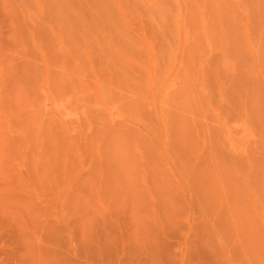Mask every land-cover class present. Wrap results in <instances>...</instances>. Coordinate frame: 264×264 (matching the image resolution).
I'll return each instance as SVG.
<instances>
[{
    "label": "rangeland",
    "instance_id": "374dc122",
    "mask_svg": "<svg viewBox=\"0 0 264 264\" xmlns=\"http://www.w3.org/2000/svg\"><path fill=\"white\" fill-rule=\"evenodd\" d=\"M0 264H264V0H0Z\"/></svg>",
    "mask_w": 264,
    "mask_h": 264
}]
</instances>
